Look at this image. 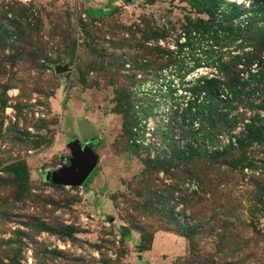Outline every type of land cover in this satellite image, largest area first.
I'll use <instances>...</instances> for the list:
<instances>
[{"label":"rangeland","instance_id":"obj_1","mask_svg":"<svg viewBox=\"0 0 264 264\" xmlns=\"http://www.w3.org/2000/svg\"><path fill=\"white\" fill-rule=\"evenodd\" d=\"M6 1L0 264H264V140L239 143L264 124V77L247 80L264 68V22L239 47L229 24L181 0ZM27 42L34 61L19 59ZM199 71L216 83L209 111L168 88L204 85ZM75 141L98 155L83 184L45 180ZM159 231L166 246L148 256Z\"/></svg>","mask_w":264,"mask_h":264},{"label":"trees","instance_id":"obj_2","mask_svg":"<svg viewBox=\"0 0 264 264\" xmlns=\"http://www.w3.org/2000/svg\"><path fill=\"white\" fill-rule=\"evenodd\" d=\"M181 1L188 2L190 7L192 9H194L195 12H197L199 14H206L211 19V21L214 20V18L216 16H219L222 21L224 20L227 24L230 25L231 29L235 30L234 39L240 37L241 43L238 44L239 47H244V45H246L245 44L246 42L244 41V38L241 35H242V32H245L246 30L251 29L253 27L255 18L257 17L258 21L261 20L262 22H264V0H254V3L250 6L249 9H244V8H242L241 5L236 4V3H227V2H225L223 5L220 6V3H222L221 2L222 0H181ZM9 6L10 5L8 4L7 8L2 7V10H4L3 12L8 11ZM19 9H20L19 10L20 12H28V14H29L31 7L26 6V7H21ZM244 13L248 14V16L246 18V23H244L242 25H240L239 23L234 24V19L238 18L241 14H244ZM11 21L12 20H10V22ZM200 22H204V21L201 20ZM203 25L207 26L208 28L210 27L206 23H203ZM211 26L213 27V25H211ZM220 28H221V26L218 25L217 31ZM226 28H227V26H226ZM5 32H8V31L5 30ZM23 38L24 37L22 36L19 39L21 41H23ZM24 41H26V40H24ZM215 41H217V39ZM25 46L28 50H32V51L24 54L19 59L34 61V59H36V57H35L33 50L38 49L39 45L32 43V42H27ZM19 55H21V54H19ZM222 69L225 70V65L223 63H219V70H222ZM262 77H264V68H260L257 72L249 73L247 80L252 81V80H256L258 78H262ZM196 80L199 82H203V83L205 82V84L198 86V87H196V86L183 87L180 94L178 95V98L180 100H183L182 102H184V99H185L184 96L187 93L190 94L192 90H193V96H196V97H198L199 94L203 93V99L201 101L198 102L196 97H193L191 100L185 101V105H186L185 107H188L189 109L194 110V106H198L197 112L203 111V110L209 111L210 108L212 107L213 102L216 99V96H215L216 93L214 91V87H215L216 83L213 81H210L211 78H207L206 76H201L200 78H198ZM168 88L171 92L177 91V88L172 84H169ZM182 93H184V94H182ZM2 101H3L2 98H0V104L2 103ZM182 102H180V104ZM245 138L247 139V144H250L253 142L263 141L264 140V124H260L259 126H255L252 124L248 125L247 133L245 134V137L243 139H239L240 145L244 142ZM225 150L226 149H224V151ZM223 153L224 152H222V154ZM219 155H221V154H219ZM215 157H219V156L215 155ZM6 168H10L11 170L18 173L19 175L27 176V172L23 168H21L19 165H7ZM192 192H194V191H192ZM197 226H198V224H192V225H188V226L183 227V229L186 232H182L181 235L190 239V235L188 234V232L195 230V228ZM138 249H139V251L144 250L142 242L138 245Z\"/></svg>","mask_w":264,"mask_h":264},{"label":"water","instance_id":"obj_3","mask_svg":"<svg viewBox=\"0 0 264 264\" xmlns=\"http://www.w3.org/2000/svg\"><path fill=\"white\" fill-rule=\"evenodd\" d=\"M60 71V70H59ZM69 164L55 170H45V180L63 186H81L98 162V155L92 149V143L81 147L78 142L70 146Z\"/></svg>","mask_w":264,"mask_h":264},{"label":"built area","instance_id":"obj_4","mask_svg":"<svg viewBox=\"0 0 264 264\" xmlns=\"http://www.w3.org/2000/svg\"><path fill=\"white\" fill-rule=\"evenodd\" d=\"M23 1L26 2L27 0H23ZM228 1H230V2H235L236 4H242L246 9H249V8H250V1H248V0H242L241 2H238L237 0H228ZM6 2L9 4V0H7ZM8 4L4 5V8H7V7H8ZM83 16H84V15H83ZM247 16H248L247 13L241 14L238 18L234 19V22H235L236 24L239 23L240 25H242V24L246 23V18H247ZM184 40H185V37H184V34H183V35L181 36L180 40H179V41H180V44L184 43ZM188 70H189V69H188ZM189 72H190V70L187 72V74H189ZM201 76H206V77L208 78L207 73H201V72L199 71V73L195 75L194 80L200 78ZM209 76H210V75H209ZM177 91H180V92H181V89H178V88H177ZM185 185H186L190 190L195 189V185H194L193 182H186Z\"/></svg>","mask_w":264,"mask_h":264},{"label":"crops","instance_id":"obj_5","mask_svg":"<svg viewBox=\"0 0 264 264\" xmlns=\"http://www.w3.org/2000/svg\"><path fill=\"white\" fill-rule=\"evenodd\" d=\"M93 7V6H92ZM164 233L162 231L156 232L152 239V244L149 250L146 251V255L154 256L155 253L160 252L165 248V244L162 243V239L164 237ZM172 246H177L176 242L173 243Z\"/></svg>","mask_w":264,"mask_h":264},{"label":"bare ground","instance_id":"obj_6","mask_svg":"<svg viewBox=\"0 0 264 264\" xmlns=\"http://www.w3.org/2000/svg\"><path fill=\"white\" fill-rule=\"evenodd\" d=\"M238 2H241L242 0H237Z\"/></svg>","mask_w":264,"mask_h":264}]
</instances>
